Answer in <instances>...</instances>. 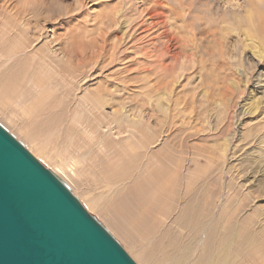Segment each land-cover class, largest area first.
I'll list each match as a JSON object with an SVG mask.
<instances>
[{
  "label": "rangeland",
  "instance_id": "374dc122",
  "mask_svg": "<svg viewBox=\"0 0 264 264\" xmlns=\"http://www.w3.org/2000/svg\"><path fill=\"white\" fill-rule=\"evenodd\" d=\"M49 1L51 18L47 19L44 38L38 46L47 44L54 60L63 57L61 47L72 48L66 45L72 38L79 56L77 61L91 70L89 77L87 73L81 77L75 99L71 96L65 101L71 109L68 116L72 117L65 121L63 128L72 122L78 106L82 110L79 102L87 92L108 86L114 104L97 115L104 123L96 129L105 143L121 153L132 141L126 128L119 127L114 114L121 119L123 127L131 122L140 128L160 126L166 132L151 146L152 158L155 160L169 150L175 152L173 162L166 166L180 165L178 194L184 195L188 185L195 188L199 181L205 180L206 170L213 168L214 163L219 169L223 166L227 174L218 211H222L226 201V213L236 211L244 221L250 216L260 217L262 229L258 231L264 241V166L254 165L261 158L259 151L264 150V64H259L246 47L242 34L233 32L226 36L228 24L221 23L222 17L232 18L233 14L245 19L248 0ZM11 4L20 9L24 3L12 0ZM198 18L200 22L196 21ZM0 21L4 22V18ZM192 23L196 31L191 30ZM250 77L254 78L247 84ZM229 86L237 93L245 86L248 96L233 109L234 131L227 134L222 128L231 106L225 97ZM2 99L0 93V125L70 187L87 211L106 227L137 264H146L137 256L139 243L115 228L113 214L109 212V206L126 183L108 190L103 183L80 173L83 165L73 158L83 155L69 156L62 143V132L60 138L53 141L49 138L53 147L49 154L37 151L38 142L28 135L25 118L15 106L7 105ZM251 105L253 114L249 111ZM80 115L84 121L88 117L93 119L84 110ZM108 121L112 124H107ZM39 132L38 139H45L51 131L40 127ZM251 132H258L260 137H244ZM222 147L231 149L222 156ZM61 158L70 160L63 164ZM243 166L255 173L241 176ZM149 169L152 167L147 161L135 163L130 181L137 179L139 170ZM255 177L262 184L256 186L259 189L251 196ZM241 262V258L233 260V264Z\"/></svg>",
  "mask_w": 264,
  "mask_h": 264
},
{
  "label": "bare ground",
  "instance_id": "6f19581e",
  "mask_svg": "<svg viewBox=\"0 0 264 264\" xmlns=\"http://www.w3.org/2000/svg\"><path fill=\"white\" fill-rule=\"evenodd\" d=\"M22 1L24 4L20 9L11 4L12 0L0 1V18H4V22L0 21V93L3 98L1 101H7H4L7 105L11 103L9 106H15L21 117L25 118L28 135L39 143L34 141L39 145L37 148L34 144L36 150L49 154L53 149L49 138L52 141L53 138H60L62 132V143L69 156L75 157L78 153L83 155L73 158L83 165L80 173H85L88 179H96L95 182L99 184L103 183L108 190L126 183L109 206V212L113 214L115 228L125 237L139 243L137 256L146 264H233V260L238 258L242 259L243 264H264V241L258 231L262 229L260 217L255 219L250 216L244 221L236 211L226 213V201L222 204V211H218L219 201L224 198L222 191L225 192L223 181L227 172L223 166L219 169L214 163L213 168L206 170L205 180L199 181L195 188L188 185L184 195H180L177 192L180 165L166 166L173 162L175 152L169 150L153 160V151L150 149L166 130L163 131L160 126L157 129L150 128L147 124L148 127L143 125L140 128L132 122L123 127L121 119L113 113L119 127L126 128L125 132L130 134L132 141L120 153L102 140L96 129L104 122L97 115L114 104L108 86L87 92L79 102L81 109L93 119L88 117L84 121L78 106L72 122L63 128L65 121L72 117L68 116L71 109L65 101L71 96L75 99L81 77L86 73L89 77L91 70L77 61L79 56L72 38L66 43L72 48H60L62 58L53 60L47 44L39 47L38 43L44 38L47 19L51 18L52 6L49 0ZM260 2L264 5V0H248L245 19L233 14L232 18L222 17L221 23L228 24L224 31L226 36H231L233 32L242 34L246 47L263 65L264 9L260 8ZM196 21L200 22L201 18ZM195 28L192 23L191 30L196 31ZM219 48L222 49V46ZM253 78L250 77L247 84ZM245 88L242 87L243 90L237 93L230 86L227 87L225 97L231 106L222 132L233 133V109L248 96ZM249 95L253 97L252 93ZM159 107L162 108V103ZM249 111L253 114V105L249 106ZM106 123L112 124L110 121ZM40 127L51 131L48 135L44 134L47 136L45 139H38ZM244 137L257 139L260 134L251 132ZM230 149L223 148L221 155L224 156ZM259 152L261 158L254 165L258 163L264 166V150ZM61 160L65 164L70 159ZM143 161H147L152 169L139 170L137 179L130 181L133 165ZM195 167L200 168L196 163ZM247 167L243 166L241 176L255 173ZM254 181L251 196L259 189L256 186L262 184L258 178ZM97 200L100 202L101 197Z\"/></svg>",
  "mask_w": 264,
  "mask_h": 264
},
{
  "label": "water",
  "instance_id": "95a60500",
  "mask_svg": "<svg viewBox=\"0 0 264 264\" xmlns=\"http://www.w3.org/2000/svg\"><path fill=\"white\" fill-rule=\"evenodd\" d=\"M0 264H137L70 187L1 125Z\"/></svg>",
  "mask_w": 264,
  "mask_h": 264
}]
</instances>
